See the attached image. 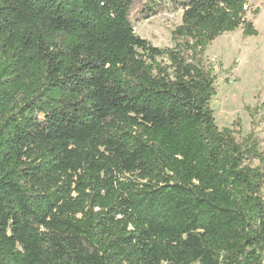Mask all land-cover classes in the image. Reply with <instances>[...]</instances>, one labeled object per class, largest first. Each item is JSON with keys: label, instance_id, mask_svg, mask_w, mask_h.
<instances>
[{"label": "trees", "instance_id": "1", "mask_svg": "<svg viewBox=\"0 0 264 264\" xmlns=\"http://www.w3.org/2000/svg\"><path fill=\"white\" fill-rule=\"evenodd\" d=\"M249 2L0 0V264H264V144L206 56ZM163 4L166 48L133 25Z\"/></svg>", "mask_w": 264, "mask_h": 264}, {"label": "rangeland", "instance_id": "2", "mask_svg": "<svg viewBox=\"0 0 264 264\" xmlns=\"http://www.w3.org/2000/svg\"><path fill=\"white\" fill-rule=\"evenodd\" d=\"M248 17L259 36L245 38L242 30L214 41L207 59L216 76L217 95L212 108L220 129L240 123L246 135L254 131L264 144V0H250ZM259 9V14H253ZM137 14V12H136ZM183 11L171 4L159 7L150 19H133L135 32L154 46H172V32L182 22Z\"/></svg>", "mask_w": 264, "mask_h": 264}]
</instances>
